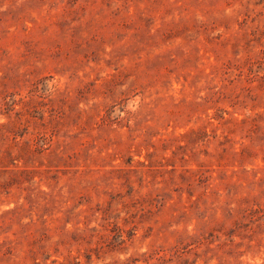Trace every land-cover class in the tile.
Segmentation results:
<instances>
[{
    "label": "rangeland",
    "instance_id": "obj_1",
    "mask_svg": "<svg viewBox=\"0 0 264 264\" xmlns=\"http://www.w3.org/2000/svg\"><path fill=\"white\" fill-rule=\"evenodd\" d=\"M0 264H264V0H0Z\"/></svg>",
    "mask_w": 264,
    "mask_h": 264
}]
</instances>
